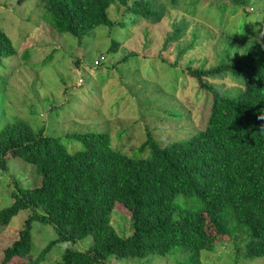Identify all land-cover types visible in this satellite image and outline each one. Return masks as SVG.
Returning a JSON list of instances; mask_svg holds the SVG:
<instances>
[{
    "label": "trees",
    "instance_id": "16d2710c",
    "mask_svg": "<svg viewBox=\"0 0 264 264\" xmlns=\"http://www.w3.org/2000/svg\"><path fill=\"white\" fill-rule=\"evenodd\" d=\"M115 3L126 12L145 7L135 27L151 15L147 0L131 5L128 0H44V7L55 33L80 40L99 25L121 24L109 17ZM118 46L112 39L108 51ZM14 53L0 28V63ZM184 72L205 95L198 125L189 118V137L164 146L147 129L139 157L112 147L106 132L79 134L80 149L69 151L60 137L34 131L17 117L0 129V168H6L8 157H19L41 177L37 186L15 183L10 203L0 209V226L20 210L29 211L1 264H40L58 241L89 236L87 249L66 248L53 264H106L110 257L153 254L171 256L172 264H202L201 252H213L220 242L232 244V255L243 250L246 260L264 256V45L251 40L242 57L209 68L188 66ZM227 74L239 85L235 93L226 92L227 84L209 81ZM118 202L131 213L127 236L118 235L110 222ZM35 221L50 225L55 238L27 258Z\"/></svg>",
    "mask_w": 264,
    "mask_h": 264
},
{
    "label": "rangeland",
    "instance_id": "374dc122",
    "mask_svg": "<svg viewBox=\"0 0 264 264\" xmlns=\"http://www.w3.org/2000/svg\"><path fill=\"white\" fill-rule=\"evenodd\" d=\"M147 1L151 15L139 27L134 22L145 7L126 12L115 3L108 9L109 17L121 24L99 25L78 40L51 29L44 0H0V28L15 48L0 63V129L20 118L34 131L42 128L45 135L60 137L69 151L80 149L79 134L106 132L112 147L132 157L140 156L147 129L161 146L189 137L186 123L190 118L198 125L205 95L185 68L235 60L251 40L264 45V0H247L245 5L232 0ZM157 14L160 20L153 22ZM112 39L119 42L113 52L108 51ZM101 55L104 60L95 65ZM209 81L229 85L230 94L239 89L229 74ZM8 158L6 168H0V209L10 203L15 183L32 187L41 182L34 166L19 157ZM28 213L20 210L0 226V264ZM110 222L120 236L132 231L130 210L119 202ZM54 238L50 225L33 222L32 248L26 257H36ZM90 244V236L74 243L58 241L40 264L58 261L66 248L84 251ZM232 247L220 242L213 252L202 251V264H264V256L246 260L243 250L232 255ZM171 261V256L153 254L141 259L110 257L106 264Z\"/></svg>",
    "mask_w": 264,
    "mask_h": 264
},
{
    "label": "built area",
    "instance_id": "2783aa9c",
    "mask_svg": "<svg viewBox=\"0 0 264 264\" xmlns=\"http://www.w3.org/2000/svg\"><path fill=\"white\" fill-rule=\"evenodd\" d=\"M100 59L102 60V59H103V57L101 56V57H100ZM95 63L97 64V62H96V61H95Z\"/></svg>",
    "mask_w": 264,
    "mask_h": 264
},
{
    "label": "clouds",
    "instance_id": "9594fccd",
    "mask_svg": "<svg viewBox=\"0 0 264 264\" xmlns=\"http://www.w3.org/2000/svg\"><path fill=\"white\" fill-rule=\"evenodd\" d=\"M100 58V57H99Z\"/></svg>",
    "mask_w": 264,
    "mask_h": 264
}]
</instances>
